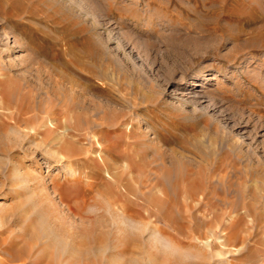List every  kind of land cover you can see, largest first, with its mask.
Instances as JSON below:
<instances>
[{"label": "rangeland", "instance_id": "374dc122", "mask_svg": "<svg viewBox=\"0 0 264 264\" xmlns=\"http://www.w3.org/2000/svg\"><path fill=\"white\" fill-rule=\"evenodd\" d=\"M64 255L264 264V0H0V264Z\"/></svg>", "mask_w": 264, "mask_h": 264}, {"label": "bare ground", "instance_id": "6f19581e", "mask_svg": "<svg viewBox=\"0 0 264 264\" xmlns=\"http://www.w3.org/2000/svg\"><path fill=\"white\" fill-rule=\"evenodd\" d=\"M212 78H213V77H212ZM210 80H211V79H210ZM61 142H62V141H61ZM76 150H77V149H65V150L63 149V151L68 152V153L71 152V151H76ZM59 151H60V150H59ZM55 152L58 153L59 156H61V153H59V152L57 151V149L53 150V153H52V154L55 155V154H56ZM58 155H57V156H58ZM62 155H63V154H62ZM55 156H56V155H55ZM61 157H62V156H61ZM93 157H94V156H93ZM81 160H82V162L84 161V159H81ZM81 160H80V161H81ZM68 161H69V160H68ZM84 163H85V161H84ZM105 164H106V163H105ZM64 165H65V164H64ZM103 166H104V165H103ZM83 169H84V168H83ZM85 169H86V168H85ZM94 180H95V179H94ZM77 181H78V180H77ZM96 181H97V180H96ZM96 181H95L94 183H96ZM98 181H99V180H98ZM103 182H105V181H103ZM92 188H93V187H92ZM111 192H112V191H111ZM82 196H83V195H82ZM83 198H84V197H83ZM63 199H64V197L61 196L60 200L63 201ZM82 201H83V200H82ZM77 204H78V203H77ZM77 207H78V205H77ZM78 208H79V207H78ZM69 209H70L72 212H77L76 207H75L74 205H72V204L69 205ZM69 209H68V210H69ZM125 218H126V217H125ZM207 247H208V245H207ZM209 248H210V246H209ZM209 248H208V249H209ZM220 253H221V252H220ZM220 253H219V254H220ZM66 254H67V253H66ZM62 255H63V254H62ZM62 255H61V256H62ZM220 255H221V254H220ZM64 256H65V255H64ZM69 257H70V255L65 256L64 259H63L62 261H64V263L66 262V264H67V262L70 261V258H71V257H70V258H69ZM221 257H222V256H221ZM60 258H61V257H60ZM62 258H63V256H62ZM81 259H82V261H80V262H81V263L83 262L82 264H86V263L84 262V260H83L84 258H81ZM78 260H80V258H79ZM78 262H79V261H78ZM62 263H63V262H62Z\"/></svg>", "mask_w": 264, "mask_h": 264}]
</instances>
